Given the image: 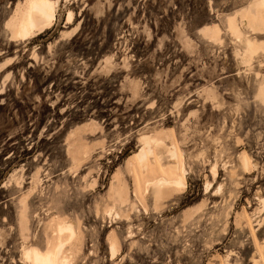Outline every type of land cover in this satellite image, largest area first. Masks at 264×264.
<instances>
[{
    "label": "rangeland",
    "instance_id": "374dc122",
    "mask_svg": "<svg viewBox=\"0 0 264 264\" xmlns=\"http://www.w3.org/2000/svg\"><path fill=\"white\" fill-rule=\"evenodd\" d=\"M30 1L0 0V264H264V0H53L19 35Z\"/></svg>",
    "mask_w": 264,
    "mask_h": 264
},
{
    "label": "bare ground",
    "instance_id": "6f19581e",
    "mask_svg": "<svg viewBox=\"0 0 264 264\" xmlns=\"http://www.w3.org/2000/svg\"><path fill=\"white\" fill-rule=\"evenodd\" d=\"M69 13L71 12L69 11ZM70 17L71 16L69 15V19ZM54 19H55V4L53 0H31L23 15L22 21H20L21 24H19V27H18L19 29H17L16 33L19 35L26 36L29 32V29L37 28L41 30L47 26L49 27V25L53 22ZM141 139L143 143L148 144L147 136H143ZM172 150L168 152H172ZM147 152L148 153L150 152V148L147 147V145L146 147L142 146L140 150L137 152L138 159L141 162L144 161ZM174 154L175 153L172 152V156ZM167 165H168L167 167H170L169 164ZM174 165H176V163ZM176 182L179 185L184 186V182L182 180L177 179ZM167 183L168 182L165 180V182L159 183L155 187L159 185L167 184ZM66 229L70 230V226L68 225ZM25 256L28 260H31L33 264H57L55 256L52 253L41 254L37 251L29 250L27 251Z\"/></svg>",
    "mask_w": 264,
    "mask_h": 264
}]
</instances>
